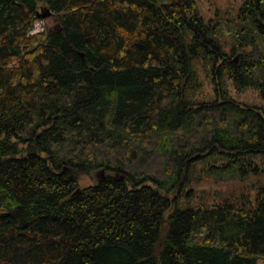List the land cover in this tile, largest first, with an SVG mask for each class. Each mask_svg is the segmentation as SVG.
I'll list each match as a JSON object with an SVG mask.
<instances>
[{
	"label": "trees",
	"instance_id": "1",
	"mask_svg": "<svg viewBox=\"0 0 264 264\" xmlns=\"http://www.w3.org/2000/svg\"><path fill=\"white\" fill-rule=\"evenodd\" d=\"M43 13L57 28L31 35ZM227 82L264 99V0L230 19L195 0H0V264H264V187L182 202L199 163L264 173V112Z\"/></svg>",
	"mask_w": 264,
	"mask_h": 264
},
{
	"label": "rangeland",
	"instance_id": "2",
	"mask_svg": "<svg viewBox=\"0 0 264 264\" xmlns=\"http://www.w3.org/2000/svg\"><path fill=\"white\" fill-rule=\"evenodd\" d=\"M195 1L198 4L201 16L205 19L216 16L222 19L233 18L242 2V0ZM37 23L36 30H39L38 33H43L47 28H57V21L52 16L40 18ZM198 73L201 89H199L194 98L198 102L211 101L215 97L211 80L206 76L201 67H198ZM226 92L228 100L233 104L234 102H238L243 105L256 106L264 112V99L256 91L248 89L243 92H237L231 83L227 82ZM258 164L261 168H264L263 164L261 165V161ZM100 171L98 170L90 176L82 177L79 181V186L83 188L92 186L100 179ZM243 172L242 167L236 165L231 166L227 164L226 167H222L221 163L197 164L196 174L193 177L195 182L190 184V189L192 190L191 196L193 198L190 202H187L185 198L182 199L183 206H193L198 201L207 204H221L228 201L235 204L246 203L247 206L254 205L257 192L264 187V173L240 178V175H244Z\"/></svg>",
	"mask_w": 264,
	"mask_h": 264
},
{
	"label": "water",
	"instance_id": "3",
	"mask_svg": "<svg viewBox=\"0 0 264 264\" xmlns=\"http://www.w3.org/2000/svg\"><path fill=\"white\" fill-rule=\"evenodd\" d=\"M48 16H49V13H43V14L38 15V18H46V17H48ZM235 59H236V58H234V61H235ZM103 178H104V171L101 170V171H100V179H99L98 181H100V180L103 179Z\"/></svg>",
	"mask_w": 264,
	"mask_h": 264
},
{
	"label": "built area",
	"instance_id": "4",
	"mask_svg": "<svg viewBox=\"0 0 264 264\" xmlns=\"http://www.w3.org/2000/svg\"><path fill=\"white\" fill-rule=\"evenodd\" d=\"M37 21H38V20H36V21L33 23V26H32V28H31V30H30V34H31V35H33V34L39 32V30H38V31L36 30V27H37V25H38Z\"/></svg>",
	"mask_w": 264,
	"mask_h": 264
},
{
	"label": "flooded vegetation",
	"instance_id": "5",
	"mask_svg": "<svg viewBox=\"0 0 264 264\" xmlns=\"http://www.w3.org/2000/svg\"><path fill=\"white\" fill-rule=\"evenodd\" d=\"M97 182H99V181H97Z\"/></svg>",
	"mask_w": 264,
	"mask_h": 264
}]
</instances>
